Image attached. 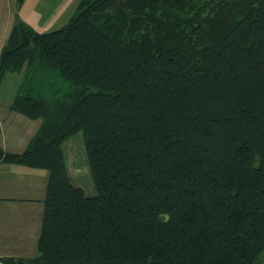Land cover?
Wrapping results in <instances>:
<instances>
[{
    "label": "trees",
    "instance_id": "1",
    "mask_svg": "<svg viewBox=\"0 0 264 264\" xmlns=\"http://www.w3.org/2000/svg\"><path fill=\"white\" fill-rule=\"evenodd\" d=\"M20 71L9 108L39 124L0 163L47 179L34 254L0 264H264V0H79L12 23L0 82Z\"/></svg>",
    "mask_w": 264,
    "mask_h": 264
},
{
    "label": "rangeland",
    "instance_id": "2",
    "mask_svg": "<svg viewBox=\"0 0 264 264\" xmlns=\"http://www.w3.org/2000/svg\"><path fill=\"white\" fill-rule=\"evenodd\" d=\"M78 1L21 0L17 3V0H0V48L14 21L21 20L37 32H47L61 26L73 13ZM22 72L5 73L0 82V147L9 152L22 151L39 123V119L27 118L9 108ZM62 148L72 182L80 184L86 195H92L94 190L89 178L81 131L78 130L63 141ZM42 170L47 174L45 169ZM28 251H24L25 254ZM33 254L34 249H31L26 256Z\"/></svg>",
    "mask_w": 264,
    "mask_h": 264
},
{
    "label": "crops",
    "instance_id": "3",
    "mask_svg": "<svg viewBox=\"0 0 264 264\" xmlns=\"http://www.w3.org/2000/svg\"><path fill=\"white\" fill-rule=\"evenodd\" d=\"M46 179L42 169L0 163V257L34 249Z\"/></svg>",
    "mask_w": 264,
    "mask_h": 264
}]
</instances>
